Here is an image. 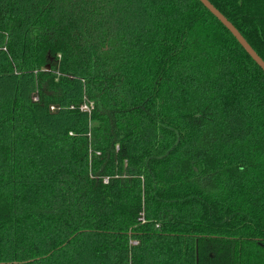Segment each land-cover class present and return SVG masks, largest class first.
I'll return each instance as SVG.
<instances>
[{
  "label": "trees",
  "instance_id": "trees-1",
  "mask_svg": "<svg viewBox=\"0 0 264 264\" xmlns=\"http://www.w3.org/2000/svg\"><path fill=\"white\" fill-rule=\"evenodd\" d=\"M0 264H264V72L199 0H0Z\"/></svg>",
  "mask_w": 264,
  "mask_h": 264
},
{
  "label": "water",
  "instance_id": "water-1",
  "mask_svg": "<svg viewBox=\"0 0 264 264\" xmlns=\"http://www.w3.org/2000/svg\"><path fill=\"white\" fill-rule=\"evenodd\" d=\"M209 11L213 14L233 35L245 52L250 56V58L262 69L264 72V61L261 57L254 51V49L249 45L245 38L240 34V32L235 28V26L216 8L209 0H199Z\"/></svg>",
  "mask_w": 264,
  "mask_h": 264
},
{
  "label": "built area",
  "instance_id": "built-area-1",
  "mask_svg": "<svg viewBox=\"0 0 264 264\" xmlns=\"http://www.w3.org/2000/svg\"><path fill=\"white\" fill-rule=\"evenodd\" d=\"M80 110L81 111H86V112H90V109H89V107H88V105L85 103V104H83V105H81V107H80ZM139 220L141 221V222H143L144 221V219H143V217H142V213H141V217L139 218ZM130 243L131 244H136L137 242L136 241H130Z\"/></svg>",
  "mask_w": 264,
  "mask_h": 264
},
{
  "label": "rangeland",
  "instance_id": "rangeland-1",
  "mask_svg": "<svg viewBox=\"0 0 264 264\" xmlns=\"http://www.w3.org/2000/svg\"><path fill=\"white\" fill-rule=\"evenodd\" d=\"M88 107H89V109H90V111H91V109H92V104H88ZM132 242V241H131Z\"/></svg>",
  "mask_w": 264,
  "mask_h": 264
}]
</instances>
